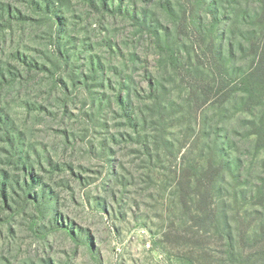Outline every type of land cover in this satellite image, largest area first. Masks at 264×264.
Wrapping results in <instances>:
<instances>
[{
    "label": "rangeland",
    "instance_id": "rangeland-1",
    "mask_svg": "<svg viewBox=\"0 0 264 264\" xmlns=\"http://www.w3.org/2000/svg\"><path fill=\"white\" fill-rule=\"evenodd\" d=\"M261 1L108 0L111 13L102 0H0V172L19 182L0 191V264H264V243L242 239L264 236V97L242 83ZM213 41L238 70L224 106ZM190 69L212 80L206 104ZM209 167L233 259L219 230L192 227Z\"/></svg>",
    "mask_w": 264,
    "mask_h": 264
},
{
    "label": "trees",
    "instance_id": "trees-1",
    "mask_svg": "<svg viewBox=\"0 0 264 264\" xmlns=\"http://www.w3.org/2000/svg\"><path fill=\"white\" fill-rule=\"evenodd\" d=\"M90 3H93V0H88ZM261 8L260 13L255 14V21L258 23L260 27H262L261 34H257V32L251 33V51L254 53L255 60L253 63V66L251 67L249 77L246 78V75L243 76V82L244 85L248 87V93L251 95V97H257L261 98L264 97V0L261 1ZM102 9L108 10L111 13L121 12V8L118 7V9H110V5L108 3V0H102L101 2ZM39 6V5H38ZM45 11L51 10L50 4L48 3V0H45V6H43ZM189 9H186L185 14L187 15V11ZM194 10V8H193ZM8 15H11V10L8 8L7 11ZM22 18V17H21ZM136 19V17H135ZM140 21V20H139ZM144 23V21H143ZM141 23V25H143ZM186 30H190L191 34L195 33V27L193 28L190 23L187 22L186 19ZM199 28L196 31L201 32L202 29L201 26H198ZM201 29V30H200ZM185 31V30H184ZM185 33V32H184ZM197 34V33H196ZM197 42L200 43V40L198 38ZM202 42V37H201ZM196 43V41H195ZM211 48L209 51H206L204 53V57L210 55L209 60L212 61V67L213 72L210 74L212 75V80L214 79L215 82L218 81V85L220 88V93H223L222 96H220V105L224 106L228 104L231 100V93L227 91L228 83L231 81L232 78H234L238 74V70H229L226 66V59H225V50L224 46L219 45L216 46L215 42L213 41L211 44ZM232 49L229 47L228 50V57L232 55ZM202 56V54H201ZM187 76L190 78L192 82V90L193 95L197 98H201L199 95V92H201L202 96H206L204 98V104L208 101V96L210 94V91L214 87L211 86L212 80L209 78L210 76L203 74L202 72L195 73L192 69L188 70L186 72ZM185 76H183L184 81ZM200 83H204L201 85ZM202 89V90H201ZM261 133L259 134L261 136V139H263L264 134V127L261 129ZM9 136H7V139ZM264 157V155H263ZM22 158H20L21 161ZM263 167H264V158H263ZM27 169L26 167H24ZM229 166H226L223 162L219 167V172L216 175L217 177L221 175L224 171H229ZM28 171V170H27ZM211 176V178H210ZM216 176L212 175L211 167L203 170V173L201 175L202 178H207L209 180V183H204L202 180L197 181L195 184V190H194V196L195 200L194 203L196 205L194 210H188L189 215L191 217L192 221V227L196 229V233H203L207 234L208 230L210 228L214 227L221 233V240L225 241L226 244L223 246L225 248L227 257L230 259H233V257H239V252L241 249H239L237 246L234 245L235 241V229L233 227V224L230 221L229 216H227L222 208H218V205L215 202V199L220 192L218 187L215 185V178ZM264 181V180H263ZM191 183V182H190ZM14 186H19V182L17 181H10V177L5 172H0V191L2 197H4L6 200L9 199L8 191L9 189H14ZM24 187H27L28 184L25 182ZM30 190V189H29ZM31 195L28 193L27 197H30ZM35 201H39V199L44 198L43 193L37 194L34 196ZM264 203V201L262 202ZM264 233V223L260 224L258 227L255 228L254 233ZM72 235V233H71ZM254 239L253 241H256L258 243H264V236L262 238V241H258L257 238L253 237L252 235H249L248 232H245L242 236V239L244 242L246 240L250 241V239ZM264 247V244L261 246Z\"/></svg>",
    "mask_w": 264,
    "mask_h": 264
}]
</instances>
